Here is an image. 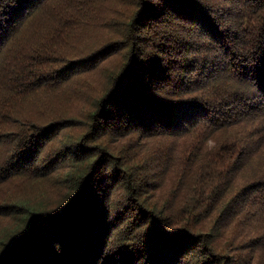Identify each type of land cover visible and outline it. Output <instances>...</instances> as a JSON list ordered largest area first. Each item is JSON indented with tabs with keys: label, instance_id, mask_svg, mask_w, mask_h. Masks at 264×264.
<instances>
[{
	"label": "trees",
	"instance_id": "1",
	"mask_svg": "<svg viewBox=\"0 0 264 264\" xmlns=\"http://www.w3.org/2000/svg\"><path fill=\"white\" fill-rule=\"evenodd\" d=\"M0 264H264V0H0Z\"/></svg>",
	"mask_w": 264,
	"mask_h": 264
}]
</instances>
